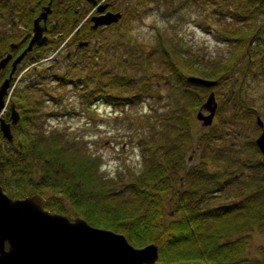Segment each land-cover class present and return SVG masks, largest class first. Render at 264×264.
<instances>
[{
  "label": "trees",
  "instance_id": "16d2710c",
  "mask_svg": "<svg viewBox=\"0 0 264 264\" xmlns=\"http://www.w3.org/2000/svg\"><path fill=\"white\" fill-rule=\"evenodd\" d=\"M205 2L212 3L211 0ZM234 3V23L243 20L245 27L222 28L224 39L232 45L223 57L213 60L214 66L210 71L200 73L201 77L215 82L197 91L185 89L188 99L167 105L165 111L158 113L159 118L157 114L154 116L151 123L153 132L151 129L146 132L150 135L140 146L139 167L127 174L102 173L92 152L84 143H78V136H69L65 131L42 125L45 97H42L44 92L39 93L43 89L36 82L14 85L2 114L7 120L10 103L18 112L17 122L10 125L12 140H6L0 132L2 190L11 197L40 193L44 196V207L51 211L63 213L71 208L75 215L82 216L93 225L123 233L132 245L156 243L157 257L148 264H261L255 254L244 253L250 231L245 233L246 237L242 231L264 230V197L261 201L257 199L264 193V162L236 154L232 159L243 164L238 170L232 163L221 169L207 166L211 161L218 163L221 152L222 157L224 153L230 154L235 144L242 150L235 129L228 128L230 134L226 137L225 124L230 125V113L234 124H237L238 114L256 113L251 96L242 86L248 62L234 79L233 84L237 82L238 86L222 90V86L228 83L227 72L232 63L243 49L253 50L256 53L254 60L261 63L253 75L259 79L264 74V0H236ZM258 19L263 20V26ZM108 48L104 42H98L89 51L87 47L78 50L81 53L68 59L65 71L54 75L56 85H81L80 95L83 102L87 100L86 103L99 98H109L112 103H117L119 98L108 92L107 84L114 83L115 79L124 82L125 73L110 66L104 71L108 81L102 83L99 81L101 73L96 68L101 59L105 60L107 53L112 55L114 52L111 50L109 53ZM130 58L126 55L122 62L117 58L120 69L126 64L123 60L129 63ZM110 60L113 61L111 57ZM76 62L82 63L85 71L74 73ZM166 64L175 83H194L187 80L188 74L182 72L184 66L176 59H167ZM4 75L0 72V80ZM89 81L94 84L88 86ZM208 88L223 95L215 110L225 116L218 124L210 122L196 132L189 122L191 110L196 105L199 107ZM229 98L231 104H228ZM130 101L124 100L123 103ZM187 150L197 151V155L196 161L186 166ZM256 153L259 158V152ZM256 165L259 167L255 171ZM256 177L259 179L255 180ZM175 178H179V185L174 183ZM251 178L257 185H242L244 179L249 182ZM213 179H222L223 184L219 188L226 187L223 199L214 198L215 193L208 189V183ZM239 180L242 182L238 184L236 181ZM198 181L201 184L197 185ZM227 192L229 197L226 200ZM167 197L172 203L170 212L175 215L165 218Z\"/></svg>",
  "mask_w": 264,
  "mask_h": 264
},
{
  "label": "rangeland",
  "instance_id": "374dc122",
  "mask_svg": "<svg viewBox=\"0 0 264 264\" xmlns=\"http://www.w3.org/2000/svg\"><path fill=\"white\" fill-rule=\"evenodd\" d=\"M205 1L165 0L163 2L160 0L158 3L151 1L147 4V7H151V10L142 13L141 19L134 18L133 22L122 30L124 33L127 32L128 38L120 35L118 38L101 41V43L104 42L110 47L106 49L109 53L111 50H114V52L112 55L107 53L105 60L101 59L98 66H96L98 72L101 73L99 81H108V77L104 76V71L109 69L110 66H113V70H120L125 73L124 82L115 79L114 83L107 84L108 92L114 93L119 98L117 103H112L109 98L93 99L86 103L87 100L83 102L80 95L81 85L73 86L71 83H65L62 86L56 85L54 75L64 72L68 66L63 57L68 47L58 55L57 60L52 58L41 62V64L35 63L34 68H31V65L26 68L29 64L24 62L13 73L7 89L10 91L14 85L16 87L18 84L36 82L43 89L42 91L39 90V93L44 92L42 97H45L42 107V125L65 131L69 136L73 134L78 136L76 137L78 143H84L92 152L102 173L115 175L134 171L141 162L142 151L140 146L145 142L144 139L150 135L146 132L152 130L151 123L154 116L165 111L167 105L175 104L174 102L183 103L185 98L188 99L189 94L185 92V89L196 91L203 89L201 84L188 83L181 85L175 83L170 68L166 64L167 59L174 58L180 65H183V68H185L182 71L184 75L196 74L202 76L200 73L210 71L214 66L212 64L213 60L223 57L232 45L224 39L225 36L221 32L222 28L245 27L246 23L243 20L234 23L233 14L236 9H234L235 6L232 7V3L236 0H211V4ZM234 4H237V2ZM230 23H234V25ZM258 23L263 26L262 19H258ZM96 45L89 44L87 50L89 51ZM121 52L126 53L120 55ZM126 55L131 57L130 61L128 63L123 60L126 64L120 69L117 58L119 57V61L122 62ZM255 55L256 53L253 50L247 51V49H243L239 53L227 72L229 74L228 83L226 86H222V90L238 86L237 82L233 84L234 79L237 78L239 72L243 70L248 62L247 81L245 80L242 86L244 91L251 96L252 106L256 109L255 111L262 120L264 127V74L259 79H255L253 75L256 69L259 70L261 64L254 60ZM110 57L113 61L110 60ZM81 64L79 62L74 64L76 67V70H73L74 73L80 70L85 71V67L83 68ZM93 84L92 81L88 82V86ZM209 89L213 90L216 102L219 104L223 95L218 94L217 90L212 88H208L205 94ZM53 98H56V100ZM124 100L132 101L123 103ZM228 104H231V98H229ZM197 106L191 110L189 118L190 126L196 132L201 126H207L199 123V119L195 117ZM248 115L247 113L238 114L237 124H234V117L232 118L230 113L228 119L230 125L225 124L227 128L226 137L230 134L228 128L235 129L239 135L238 139L242 150L238 148L239 145L235 144L233 145L234 149L231 148L230 154L224 153L222 157L221 152L220 161L218 163L211 161L207 163V166L212 168L218 166L221 169L224 165L232 163L235 169L238 170L239 166L243 164L240 165L238 160L234 161L232 159L236 154L245 156L252 161L261 159V156L257 157L256 151L258 149L254 143V138L261 127L255 122L254 111L252 115ZM223 116L215 110L211 122L218 124ZM157 118H159V115ZM251 139L252 142L250 143L249 140ZM157 152L160 153V150H157ZM196 155L197 151L190 152V150H187L184 165L193 164L196 161ZM258 167L256 165L253 170L256 171ZM254 179L251 178L249 182L245 181V183L243 181L242 185H257L254 184ZM171 182H173V179H171ZM236 182L239 184L242 180ZM174 183L179 185V178H175ZM198 184L201 183L198 181ZM221 184H223L222 179L218 181L213 179L208 183V189L216 195L214 198H224L226 187L219 188ZM200 187L201 185H199ZM226 196L227 200L229 197L228 192ZM173 197L172 195L171 198ZM263 197L264 193L257 197L258 201H261ZM219 202H222V200ZM171 208L172 203L167 197L164 204L165 218L175 215L170 212ZM63 214H66L69 218L76 216L71 208ZM247 231H250L249 235L245 234ZM242 232L244 237L247 235L244 253L255 254V257L260 259L261 264H264V230L243 229Z\"/></svg>",
  "mask_w": 264,
  "mask_h": 264
},
{
  "label": "water",
  "instance_id": "95a60500",
  "mask_svg": "<svg viewBox=\"0 0 264 264\" xmlns=\"http://www.w3.org/2000/svg\"><path fill=\"white\" fill-rule=\"evenodd\" d=\"M118 15L119 12H106L102 21L116 19ZM33 42H38L34 36L12 59L11 68ZM8 57L9 54L0 58V67ZM11 71L0 81V114ZM186 78L204 86L215 82L214 79L193 74H188ZM215 107L214 93L210 90L195 111V117L201 124L207 125ZM9 110L8 121L0 115V131L11 141L10 124L17 122L18 112L13 103H10ZM255 121L261 130L254 143L264 162L263 123L258 115ZM156 257L157 244L154 242L132 245L121 232L93 225L79 215L69 218L61 212L50 211L44 207V196L40 193L11 197L0 185V264H148Z\"/></svg>",
  "mask_w": 264,
  "mask_h": 264
},
{
  "label": "flooded vegetation",
  "instance_id": "af4514ba",
  "mask_svg": "<svg viewBox=\"0 0 264 264\" xmlns=\"http://www.w3.org/2000/svg\"><path fill=\"white\" fill-rule=\"evenodd\" d=\"M151 1L158 3L160 0H0V58L9 54L0 72L5 77L12 70L10 82L24 62H28L27 67H35V63L57 60L68 47L63 55L68 63V59L89 44L120 35L128 38L127 32L122 30L134 18L141 19L142 13L151 10L147 7ZM106 12H119V15L103 22ZM32 36L38 42H33L11 68L12 59Z\"/></svg>",
  "mask_w": 264,
  "mask_h": 264
}]
</instances>
